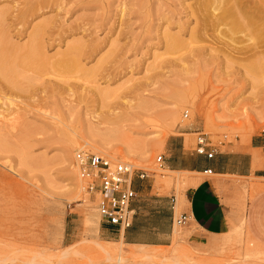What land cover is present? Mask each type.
Returning <instances> with one entry per match:
<instances>
[{
	"label": "rangeland",
	"instance_id": "1",
	"mask_svg": "<svg viewBox=\"0 0 264 264\" xmlns=\"http://www.w3.org/2000/svg\"><path fill=\"white\" fill-rule=\"evenodd\" d=\"M197 4L0 0V45L12 47L0 51V264H117V254L121 264H264V240L245 223L255 201L250 213L264 229L263 176L205 174L226 180L217 191L237 215L207 243L189 242L174 223L171 239L132 233L163 245L130 246L103 234L97 195L73 163L79 150L128 163L141 195L182 202L189 173L156 161L171 144L194 151L196 132L214 151L263 140L264 30L196 19ZM149 198L151 209L163 199Z\"/></svg>",
	"mask_w": 264,
	"mask_h": 264
},
{
	"label": "crops",
	"instance_id": "2",
	"mask_svg": "<svg viewBox=\"0 0 264 264\" xmlns=\"http://www.w3.org/2000/svg\"><path fill=\"white\" fill-rule=\"evenodd\" d=\"M263 149L264 138L261 140L253 137L248 145L225 150L214 151L212 149L214 156L207 159L202 155H197L194 151H185L183 145L171 144V153L162 157V164L168 170L189 173L190 187L186 188L183 194L184 201L179 202L172 193L160 196L148 192L143 196L138 192L140 188L137 190L134 186L136 198L132 203L134 216L131 225L128 228H119L101 222L103 234L111 235V239L122 241L130 246L161 245V242L133 237L132 233L136 235L155 234L157 239H171L175 220L179 215L185 214L187 221L181 226L185 229L186 239L195 244L207 243L213 236L225 233L229 228V219L233 222L237 221V215L229 213L224 201L223 192L228 187L226 180L207 178L205 177L206 171L211 170V174L219 176L264 177V161L259 164V159L254 160V156L258 158V151H263ZM175 152H179L180 155H176ZM226 158L232 159L233 163L223 164L222 161ZM221 182H224L226 187L219 193L217 188L221 187ZM152 196L163 198L158 201L157 206L152 207L154 209H151L147 203L151 201L149 197ZM253 203L255 204V201L251 202ZM251 204L245 215V223L250 232L256 233L264 240V229L258 223L259 217L250 213ZM177 207H180L179 213H177ZM153 218L159 219L157 227H151L146 222Z\"/></svg>",
	"mask_w": 264,
	"mask_h": 264
},
{
	"label": "built area",
	"instance_id": "3",
	"mask_svg": "<svg viewBox=\"0 0 264 264\" xmlns=\"http://www.w3.org/2000/svg\"><path fill=\"white\" fill-rule=\"evenodd\" d=\"M186 116L187 112H184V117ZM196 133L194 152L211 159L214 151L208 140L202 132ZM260 136L264 138V128L260 130ZM156 161L162 163V155ZM73 163L84 183V189L97 195L96 209L100 221L119 228H128L134 216L132 203L136 198L134 170L131 165L86 150L76 151ZM206 173L211 174V170ZM135 176L140 180L147 177L141 171ZM186 221L187 216L182 214L177 217L175 224L181 226Z\"/></svg>",
	"mask_w": 264,
	"mask_h": 264
},
{
	"label": "bare ground",
	"instance_id": "4",
	"mask_svg": "<svg viewBox=\"0 0 264 264\" xmlns=\"http://www.w3.org/2000/svg\"><path fill=\"white\" fill-rule=\"evenodd\" d=\"M197 3H198L197 5H199L198 6L199 8L197 10L195 9L196 13L194 12L196 19L204 20V19H211L212 18L216 21L217 24H222V23L225 24L226 22H230L231 24H233V26L236 25V23H241V22H242V24L246 23L249 27L252 26V24L253 25L260 24L259 26H261V31L264 30V0H197ZM209 8H211L212 10H215V9L220 10V12L217 14L209 13L208 12ZM0 15H2L1 12H0ZM21 15H22V13H21ZM22 18H23V16H22ZM42 27L44 28V26L38 25L37 27H35L33 29L32 33L30 35L32 38V42L25 45V49L27 50L28 53L29 52L32 53V51H36L38 49V44L35 43L34 41L36 39H38L37 36L40 33V30L43 31ZM46 27L47 26L45 25V28ZM243 32H244V30H243ZM244 34H245V32H244ZM169 42H170V40H169ZM8 48L11 49L12 47H9L8 45H6V44L4 45L3 43H1L0 51H2L4 49H8ZM68 48H69L68 51L70 53H72V57H74L76 54H78V52L76 51V50H78L77 46L71 45ZM68 51L65 53L66 55H67ZM72 64H74V63L72 62L71 65H69V66L67 64V66L71 67ZM256 67H258V66L254 65L252 67V69H256ZM173 116H174V113H173ZM70 148H71V146H68L66 149L71 150ZM168 171H172V170H168ZM76 174H78V173H76ZM74 179L76 181H81L77 175L76 176L74 175ZM31 261H33V259H27V261H25V262H26V264H28V262H31ZM116 262H117V264H121L122 258H121L120 254L116 255Z\"/></svg>",
	"mask_w": 264,
	"mask_h": 264
}]
</instances>
